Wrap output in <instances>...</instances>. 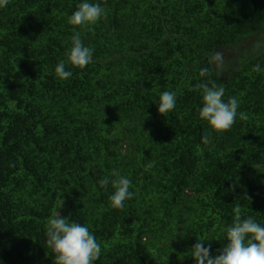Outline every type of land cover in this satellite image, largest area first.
I'll use <instances>...</instances> for the list:
<instances>
[{"label": "trees", "instance_id": "16d2710c", "mask_svg": "<svg viewBox=\"0 0 264 264\" xmlns=\"http://www.w3.org/2000/svg\"><path fill=\"white\" fill-rule=\"evenodd\" d=\"M82 2L0 8V264H55L57 210L95 235L94 264H196L197 239L212 255L227 244L237 205L264 226V0H88L107 18L71 25ZM74 29L94 49L83 69L67 60ZM203 67L248 117L224 132L199 116ZM164 91L176 93L165 116ZM113 169L135 193L122 209L98 183Z\"/></svg>", "mask_w": 264, "mask_h": 264}, {"label": "clouds", "instance_id": "9594fccd", "mask_svg": "<svg viewBox=\"0 0 264 264\" xmlns=\"http://www.w3.org/2000/svg\"><path fill=\"white\" fill-rule=\"evenodd\" d=\"M8 4L9 0H0V8H5ZM106 18L107 12L104 7L84 0L76 6V10L69 17V23L87 27ZM261 47L260 42L254 45L257 50ZM93 52L92 47L85 46L83 43L80 32L74 29L72 47L66 54L68 62L83 69L92 62ZM208 63L215 64L217 69L222 68L223 54L220 52L210 54ZM253 71L259 73L262 69L259 64H256ZM55 74L61 80H67L73 75L72 71L66 70L64 60H60L56 65ZM199 75L205 79L197 82L192 90L202 92V106L198 108L199 116L207 121L213 130L224 132L231 129L238 115L241 120L248 118L246 113L238 112L240 106L238 98L230 97L225 102L223 99L226 91L225 84L208 78L212 75L211 68H201ZM175 104L176 93L164 91L159 97V114L165 116L171 113ZM201 141L209 144L210 133L205 132ZM255 167L259 168L261 165L257 164ZM98 183L103 189H107L109 185L114 189L109 200L111 207L116 209H122L124 202L135 195L129 190L130 179L121 176L117 169H113L109 176L100 179ZM233 212L235 215L232 223L226 228L227 244L218 250L217 255L211 254L210 244L205 247L203 241L197 239V243L190 250V255L196 264H264V226L257 223L251 216L242 218L239 205L233 208ZM45 244L54 253L55 264H94L102 253L101 245L97 243L95 235L86 226L75 221L70 222L67 217H62L58 210L47 222Z\"/></svg>", "mask_w": 264, "mask_h": 264}]
</instances>
